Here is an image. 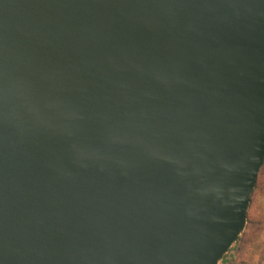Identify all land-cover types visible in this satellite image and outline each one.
I'll list each match as a JSON object with an SVG mask.
<instances>
[{
	"label": "water",
	"instance_id": "water-1",
	"mask_svg": "<svg viewBox=\"0 0 264 264\" xmlns=\"http://www.w3.org/2000/svg\"><path fill=\"white\" fill-rule=\"evenodd\" d=\"M264 166V0H0V264H219Z\"/></svg>",
	"mask_w": 264,
	"mask_h": 264
},
{
	"label": "rangeland",
	"instance_id": "rangeland-1",
	"mask_svg": "<svg viewBox=\"0 0 264 264\" xmlns=\"http://www.w3.org/2000/svg\"><path fill=\"white\" fill-rule=\"evenodd\" d=\"M227 259L219 264H264V196L258 191L250 203L245 231L227 254Z\"/></svg>",
	"mask_w": 264,
	"mask_h": 264
},
{
	"label": "trees",
	"instance_id": "trees-1",
	"mask_svg": "<svg viewBox=\"0 0 264 264\" xmlns=\"http://www.w3.org/2000/svg\"><path fill=\"white\" fill-rule=\"evenodd\" d=\"M256 191L260 192V196H262V197L264 196V166H263V168H262V170H261V172L259 174L258 181H257V186H256V188H255V190H254V192H253V194L251 196V201H252V197H253V195L255 194ZM232 260H231V262H232ZM227 261H228V259H227V255H226L224 257V259L222 260V263H225Z\"/></svg>",
	"mask_w": 264,
	"mask_h": 264
}]
</instances>
